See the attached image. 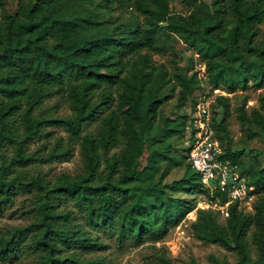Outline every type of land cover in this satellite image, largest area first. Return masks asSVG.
I'll use <instances>...</instances> for the list:
<instances>
[{
    "label": "trees",
    "instance_id": "trees-1",
    "mask_svg": "<svg viewBox=\"0 0 264 264\" xmlns=\"http://www.w3.org/2000/svg\"><path fill=\"white\" fill-rule=\"evenodd\" d=\"M140 1L156 7L154 0ZM182 1L192 10L179 24L200 35L192 49L205 63L207 82L227 94L263 88L264 0ZM4 4L0 0V214L20 191H35V218L0 237V260L27 249L37 255V264H106L79 251L105 244L75 223L72 210L60 208L66 201L73 202L91 229L114 231L120 242L164 238L194 209L189 198L208 193L185 146L191 119L185 106L193 108V95L202 88L198 73L178 66L170 70L152 60L147 51L160 39L158 21L150 15L142 22L135 14L116 16L111 0H18L14 13ZM61 92L70 116L44 107ZM174 97L177 109L184 111L171 118L163 106ZM212 109H220L219 117L212 118L217 137L228 140L222 157L240 166L262 193L253 213L233 204L225 225L211 220L215 241L235 252L239 264H264V166L246 164V151L231 149L226 125L230 98L219 95ZM237 117L264 133V95L250 113L239 107ZM94 122L96 128L86 131ZM50 127L63 128L69 142L56 137L48 150L30 151L34 141L51 136ZM76 140L82 172L54 180L17 172L31 164L67 160ZM179 143L186 158L175 151ZM7 145L10 153L4 150ZM175 168H184L182 176L167 181ZM249 238L257 248L256 260L249 254Z\"/></svg>",
    "mask_w": 264,
    "mask_h": 264
},
{
    "label": "rangeland",
    "instance_id": "rangeland-1",
    "mask_svg": "<svg viewBox=\"0 0 264 264\" xmlns=\"http://www.w3.org/2000/svg\"><path fill=\"white\" fill-rule=\"evenodd\" d=\"M154 1L156 7L146 6L140 0H111L113 3V14L116 16H131L135 14L142 22L145 15H150L158 21L160 39L156 44V48L147 51V54L157 63H164L170 70L178 66L189 74L197 72L200 82H202V88L194 93L193 101L198 94H202L207 101V105H211L212 118L214 116L218 118L220 113V109L216 111L212 109L216 98L219 95H225L230 98V112L226 125L231 149L233 151H246L247 155L244 157L246 164L259 162L263 167L264 133L257 127L242 125L237 117V112L238 108L243 105L249 113L253 109L258 108L260 98L264 95V87L256 89L250 86L246 91H236L232 94H227L221 89H214L206 80L207 74L204 61L192 49L193 45L199 40L200 35L184 29L179 24L181 17L188 16L192 10V5L182 0ZM192 1L198 4L202 0ZM17 4L18 0H5L4 7L10 13H14L18 9ZM260 27L264 31V22L261 23ZM190 104L185 106V111L191 109ZM44 107L55 115L70 116L72 114L62 92L47 99ZM183 111L184 108L181 110L177 109L176 97L163 106V114L171 118H176ZM16 125L21 131L22 128L19 121ZM96 126L97 122H94L87 127L86 131H92ZM49 129L52 131L51 136L41 141H34L30 145V151L36 150L40 146H44L48 150L56 137H62L66 143L69 142L68 133L63 128L50 127ZM84 134L85 132L82 133V135ZM217 138L222 146L228 142L225 138L222 140L219 137ZM78 141L76 140L72 144L73 152L67 160L54 161L47 164H31L27 167L19 168L17 172L28 175H46L47 178L53 180L63 173L74 176L82 172L84 170V162ZM182 147L181 143L176 144L175 151L186 158V153L182 151ZM4 150L10 153L12 146L7 145ZM113 151L118 152L119 147H116ZM185 162H187V159H185ZM237 170L241 173L240 166H238ZM183 171L184 168L173 169L167 181L180 178ZM247 179L249 180V177ZM34 193L35 191H20L16 195L13 204L5 208L3 213L0 214V237L6 236L9 229L27 225L34 220ZM254 195L256 202L262 193L260 190L255 189ZM209 198V194L204 192L194 198H189L195 205L194 209L177 226L170 227L164 238H145L140 242L132 239L120 242L114 231L91 229L86 224L84 215L76 209L71 201L61 202L60 208L72 210L76 218L75 223L83 226L90 231L91 236L98 237L105 244L102 249L93 251L79 250L88 259H103L106 264H215L218 260L226 264H239L238 255L235 252L226 249L215 241L216 232L211 224V220L215 219L219 224L225 225L229 212L211 209L208 206L210 203ZM254 205H242L239 210L245 213H253ZM248 243L250 257L256 260L258 258L257 248L250 238ZM37 260L36 254L27 249H22L17 256L0 260V264H37Z\"/></svg>",
    "mask_w": 264,
    "mask_h": 264
},
{
    "label": "built area",
    "instance_id": "built-area-1",
    "mask_svg": "<svg viewBox=\"0 0 264 264\" xmlns=\"http://www.w3.org/2000/svg\"><path fill=\"white\" fill-rule=\"evenodd\" d=\"M188 127L187 159L201 178L203 189L209 194V207L227 211L233 204L252 206L255 204V187L247 177L239 173L238 166L224 159V148L217 138L213 126L211 105L202 94L194 99L190 110Z\"/></svg>",
    "mask_w": 264,
    "mask_h": 264
}]
</instances>
